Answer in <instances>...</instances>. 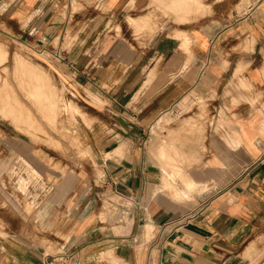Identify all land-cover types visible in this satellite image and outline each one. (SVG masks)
Segmentation results:
<instances>
[{"label":"crops","instance_id":"1","mask_svg":"<svg viewBox=\"0 0 264 264\" xmlns=\"http://www.w3.org/2000/svg\"><path fill=\"white\" fill-rule=\"evenodd\" d=\"M188 1L0 0L4 41L102 102L79 131L92 169L48 191L34 230L0 237V264L72 247L79 264H264V0H194L191 15ZM159 2L191 18L155 29ZM195 95L211 103L184 113ZM193 212L152 248L123 242Z\"/></svg>","mask_w":264,"mask_h":264},{"label":"rangeland","instance_id":"2","mask_svg":"<svg viewBox=\"0 0 264 264\" xmlns=\"http://www.w3.org/2000/svg\"><path fill=\"white\" fill-rule=\"evenodd\" d=\"M195 2L188 1V15L197 11ZM249 3L231 0V9ZM159 4L156 13L163 15L152 17L155 29H164L166 22L179 29L181 21L191 18L165 17L162 2ZM146 20L130 18V24L139 31ZM49 56L16 42L10 44L0 34V237L34 230L36 204L48 191L83 177L93 167L79 131L98 115L101 97L58 75ZM207 103L211 101L206 96L195 95L185 98L179 107L187 113ZM156 144L157 156L155 145L152 152L161 163H167L164 145ZM28 203L33 204L29 213L25 210Z\"/></svg>","mask_w":264,"mask_h":264},{"label":"built area","instance_id":"3","mask_svg":"<svg viewBox=\"0 0 264 264\" xmlns=\"http://www.w3.org/2000/svg\"><path fill=\"white\" fill-rule=\"evenodd\" d=\"M57 56L59 57V55ZM204 204L206 205L207 203ZM196 214V212H193L180 219L162 224L157 230L153 227H149L145 231L141 230L139 234L133 236L132 238L124 239L123 242L128 243L131 240L135 246H147L148 248H152L156 243V241H152L156 240V237H158L159 234L160 236L164 235L167 229H169V233L177 232L179 228L187 225ZM78 252L79 251L75 247H72L54 255H45L43 257L42 264H79Z\"/></svg>","mask_w":264,"mask_h":264},{"label":"bare ground","instance_id":"4","mask_svg":"<svg viewBox=\"0 0 264 264\" xmlns=\"http://www.w3.org/2000/svg\"><path fill=\"white\" fill-rule=\"evenodd\" d=\"M22 66H23V65H22ZM25 68H26V67H25ZM32 74H33V73H32ZM36 78H37V76H36ZM38 78H39V77H38ZM39 79H41V77H40ZM41 80H42V79H41ZM41 84H42V83H41ZM41 86H42V85H41ZM38 90H39V88H38ZM36 91H37V90H36ZM37 95H38V94H37ZM45 96H46V95H45ZM52 96H53V95H52ZM54 96H55V95H54ZM54 96H53V97H54ZM49 100H50V99H49ZM54 100H55V99H54ZM50 101H51V100H50ZM55 105H56V104H55ZM197 121H198V120H197ZM197 121H196V122H197ZM202 126H203V125H202ZM202 126H201V127H202ZM197 128H198V127H197ZM194 129H195V128H194ZM198 129H199V128H198ZM203 130H204V129H203ZM161 152H163V150H162ZM161 155H164V153H162ZM164 156H166V155H164ZM166 157H167V156H166ZM166 157H165V158H166ZM21 158H22V157H21ZM160 158H161V156H160ZM162 158H163V160H164V157H162ZM166 159H167V158H166ZM23 160H24V159H23ZM164 161H165V160H164ZM166 161L168 162L169 159L166 160ZM171 161H172V160H171ZM171 161H170L169 163H170V164H173L174 162L172 161V163H171ZM162 164H165V165H166V163H162ZM174 165H175V164H174ZM163 166H164V165H163ZM166 166H167V165H166ZM170 166H171V165H169L168 167H170ZM37 168H38V167H37ZM164 169H166L165 166H164ZM172 172H173V171H172ZM173 173H174V172H173ZM176 174H177V172H176ZM174 175H175V174H174ZM178 175H179V174H178ZM175 177L177 178L176 175H175ZM166 179H167V178H166ZM184 179H187V178H184ZM184 179H183V180H184ZM46 180H47V179H46ZM187 180H188V179H187ZM187 180H186L185 182H188V181H189V180H188V181H187ZM174 181H175V179H174ZM174 181H172V182H174ZM180 181H181V180H180ZM182 182H183V181H181V184H182ZM185 182H183V183H185ZM190 182H191V181H190ZM176 184H177V183H176ZM189 186H190V185H189ZM166 187H167V186H166ZM174 188H175V187H174ZM184 188H185V187H184ZM187 190H188V189H187ZM176 191H177V190H176ZM181 195H182V194H181ZM177 196H178V195H177Z\"/></svg>","mask_w":264,"mask_h":264}]
</instances>
